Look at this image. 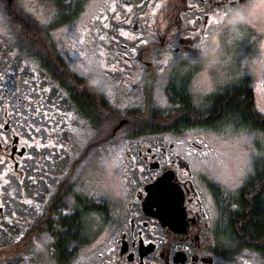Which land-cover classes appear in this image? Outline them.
I'll list each match as a JSON object with an SVG mask.
<instances>
[{
  "label": "flooded vegetation",
  "instance_id": "af4514ba",
  "mask_svg": "<svg viewBox=\"0 0 264 264\" xmlns=\"http://www.w3.org/2000/svg\"><path fill=\"white\" fill-rule=\"evenodd\" d=\"M160 2L87 0L78 19L94 6L86 19L95 29L85 26L80 45L60 44L64 28L13 29L21 44L5 45L0 60V264H264V230L251 236L242 229L253 203L264 205V179L250 183V172L230 186L209 178L196 162L210 161L201 154L211 145L192 136L213 131L148 115L176 109L172 100L182 97L199 103L192 86L202 64L177 57L199 56L196 46L208 49L219 14L255 0H164L157 8ZM254 75L240 80L250 78L253 87ZM93 79L116 87L102 93L90 87ZM132 112L145 117L134 124L117 118ZM106 115L116 126L125 122L107 140L118 143L112 138L123 134L119 202L97 177L111 126ZM139 122L152 132L123 133Z\"/></svg>",
  "mask_w": 264,
  "mask_h": 264
},
{
  "label": "rangeland",
  "instance_id": "374dc122",
  "mask_svg": "<svg viewBox=\"0 0 264 264\" xmlns=\"http://www.w3.org/2000/svg\"><path fill=\"white\" fill-rule=\"evenodd\" d=\"M94 2V1H93ZM24 3L26 7L24 9H18V4ZM95 3V2H94ZM4 3L0 0V10L4 11L3 18L0 19V30L3 28V32H0V60H1V52L5 45L13 46L17 48V45L21 42L16 40L12 34H14L13 29H17L18 27H12V23L9 21L10 19L6 17V12L4 8ZM14 7L20 11L22 14L21 17H24L25 21H29L31 24V28H35L41 25L35 16H29L27 12V7H33L34 9H39L41 7V0H15ZM250 12L247 22L238 24L234 30L229 29L225 25L220 27H216L215 34L209 43L208 49L212 50L220 63L218 64L219 71L215 69H210L208 71L207 77L208 81H202L203 87H207L208 82L214 81H223V83L217 84L212 91V95L214 97L215 93L219 92L225 87L229 85L236 84L239 82L241 77H244L246 74L250 75L253 71L254 75V89H256V102L258 110L264 115V91L260 88V83L263 81V74L261 68L264 67V0H255L253 5L247 7ZM94 10V6L90 5L88 8V12L83 14V17L78 19L72 23L71 26H56V28H64L66 29L62 33H66L65 36L60 37L59 42L61 45H64V42H69L71 44L80 45L82 43V38L84 34L85 26L87 25L90 29H95L93 22L87 21L86 18L91 19V12ZM45 14H47L48 9H44ZM89 14V15H88ZM3 19L6 21L3 26ZM4 23V22H3ZM45 26V25H44ZM30 27V26H29ZM25 28V27H24ZM19 29V28H18ZM67 29H69L67 31ZM73 32L76 33V37L73 36ZM8 33V34H7ZM67 34H71L68 36ZM74 54L78 55L80 52L78 48L72 47ZM20 54V52H19ZM88 60H93L90 56ZM200 73L203 72L204 66L199 68ZM200 79L202 76L200 75ZM199 103L201 99H203V95L197 96ZM121 101V100H120ZM119 101V102H120ZM123 104V103H122ZM1 112V111H0ZM144 117V116H143ZM107 124V123H105ZM117 121L111 120L110 128H107L104 135V148L101 157V161L104 164L102 170L97 174V177H100L99 182L101 187L104 186L105 191H113L115 190V194L117 196L116 201H120L121 195L124 191H122L123 182L121 180L122 176H124V146L125 144L122 141L123 134L119 132L116 137H113L112 140L118 141L115 143H107L110 136L113 134L114 128L116 126ZM231 130V129H230ZM128 131V128L123 130V133ZM122 134V135H121ZM243 134L251 138V145L248 148H245L244 151L250 153V162L248 163L245 174L252 172L253 170V162L254 159L251 157H255L259 155H264L263 148L260 150L255 144V135L251 132H231V131H219V132H203L197 133L193 135L194 142L197 145L202 144L199 140L202 138L209 145H211V153L210 161L218 162L222 161L225 165H228L229 168H234L235 162L238 156V151L233 148L231 139L234 140L238 135ZM220 137V139L216 141H211V136ZM191 136V135H190ZM110 142V141H109ZM113 144V145H112ZM262 146H264V141L261 142ZM83 150L80 152L79 156L82 155ZM94 159H97V154H94ZM113 162L118 163L120 166L118 168L111 167ZM3 166H0L2 168ZM87 175V173H86ZM245 176V175H244ZM241 178V177H240ZM239 178V179H240ZM1 181V178H0Z\"/></svg>",
  "mask_w": 264,
  "mask_h": 264
},
{
  "label": "trees",
  "instance_id": "16d2710c",
  "mask_svg": "<svg viewBox=\"0 0 264 264\" xmlns=\"http://www.w3.org/2000/svg\"><path fill=\"white\" fill-rule=\"evenodd\" d=\"M87 0H68L64 7L63 22L56 24V26H71L79 17L81 12H83L84 5ZM5 14L7 19L9 18L12 23V27L18 28H28L31 27L29 21H25L24 17H21L20 11L14 7L15 0L11 6L7 2L3 1ZM49 7H55V5H50ZM10 9V10H9ZM56 11H60V8H56ZM4 22V23H3ZM2 24L5 25L6 21L3 19ZM52 26L40 25L39 27L45 28H56ZM38 27V25L36 26ZM181 99V100H180ZM173 105H178V107L173 108V110L159 111L154 110L149 112L148 115L168 118L170 119V124H184L186 126L196 124L200 128H206L213 132L219 131H231V132H251L255 135V144L261 150V142L264 141V116L261 115L256 109L255 93L251 84V79L247 78L244 80H239L238 84L233 88L225 87L219 92L213 95H207L201 99L200 103H195L192 99H187L186 97L179 98V100H172ZM106 110L108 107L106 106ZM177 111H189V115L182 117L176 115ZM107 113V111H106ZM109 114V113H107ZM118 119L128 118L134 124V119L138 117H145L142 113L132 112L130 114H118ZM147 117V115H146ZM116 118V121H117ZM106 122L112 120V116L106 115ZM172 121V122H171ZM141 123V124H140ZM139 122L137 128L130 127L126 132V136L135 137L138 135L148 134L152 132L149 126H146V122ZM231 129V130H230ZM82 151V150H80ZM253 174L249 178V182L256 181L257 179H264V155H257L253 162ZM242 218V216H240ZM74 224V223H73ZM78 225V223H77ZM75 227L72 228L74 230ZM244 231L249 232V235H261L264 230V205H261L258 199L253 203V207L250 212V218L248 225L243 226ZM78 230V229H77ZM74 230L72 234L76 233ZM241 230V229H240ZM242 230V231H243Z\"/></svg>",
  "mask_w": 264,
  "mask_h": 264
},
{
  "label": "snow or ice",
  "instance_id": "6c2138e0",
  "mask_svg": "<svg viewBox=\"0 0 264 264\" xmlns=\"http://www.w3.org/2000/svg\"><path fill=\"white\" fill-rule=\"evenodd\" d=\"M11 0H9V3ZM68 2V0H41V7L39 9H34L33 7H27V12L29 13V16H35V19L39 21L41 25L45 26H52L55 27L56 24L63 22V16H64V5ZM228 4H233V0H226ZM50 5H55V7H49ZM164 6V0H161L159 4L156 5L157 8H161ZM239 10L240 15L237 16L235 19L240 21L239 24L245 23L248 20V17L250 15L249 10L246 7H241L239 5H233ZM26 5L24 3L18 4V9H24ZM218 7H223L222 5H218ZM56 8H60V11H56ZM44 9H48L47 14H45ZM10 10V9H9ZM114 10V9H113ZM228 11H224L219 14V16L216 18V26L220 27L222 25H225V21L228 17ZM4 11L0 10V19L3 18ZM215 16V14H214ZM105 19H107L105 17ZM73 36L76 37V33L73 32ZM76 39H79V37H76ZM103 39V37H101ZM101 56L104 55V53H100ZM178 60H182L185 64L191 66V65H199L200 64V58L197 55L195 51L193 52H182L177 57ZM164 64H168V58L165 57ZM99 67L101 69H104V62H101L99 64ZM107 71V70H105ZM202 81H208L207 75H202V79L196 81L194 87L198 94L200 95H206L208 93H211L213 91V83L208 82L207 87H202ZM96 83L98 84L100 91L102 93L107 92L108 94L112 93V89L116 87L115 84L109 85L105 82L104 79H96ZM261 111H264V109H261ZM211 141H216L220 139V137L217 136H211ZM230 142L232 143V146L234 149L238 151V156L235 162L234 168H229L228 165H225L222 161L218 162H212L207 159L198 160L196 162L197 166H203L202 170L210 171L213 176H210L209 178H215L217 180H220L221 183L225 185L230 186H236L238 180L240 177H242L245 174L246 167L248 163L250 162V153L245 152L244 149L250 147L251 145V138L240 134L237 137H235L234 140L231 139L230 136ZM204 147H209L208 144H205ZM203 157L207 158L212 156L213 154L209 152H204L201 154ZM251 159H255V157H251ZM132 160H135V157H132ZM120 165L116 162H113L111 164V167L118 168ZM140 171L143 172V168H140ZM126 175V173H125ZM131 183V181H129ZM82 191V190H81ZM29 204L32 203V201H28ZM39 205H37V208ZM235 207V206H234ZM66 216H70V214H64ZM81 259L83 260L84 257L82 256ZM217 264H221V262H217Z\"/></svg>",
  "mask_w": 264,
  "mask_h": 264
},
{
  "label": "clouds",
  "instance_id": "9594fccd",
  "mask_svg": "<svg viewBox=\"0 0 264 264\" xmlns=\"http://www.w3.org/2000/svg\"><path fill=\"white\" fill-rule=\"evenodd\" d=\"M228 13L229 14H228V17L225 21V26L231 30H234L235 27L240 23V21L235 19L237 16L240 15L239 10L238 9H229ZM196 47L200 49L199 58H200L201 64L204 66V70L200 75L201 76L207 75L208 71L210 69H215V70L219 71L218 64L220 63V61L218 60V58L216 57L214 52L210 49L203 48L201 45H197ZM133 80H134V82H140V75L135 74L133 76ZM195 83H196V81L193 82V86H192L193 92H196L195 87H194ZM219 83H223V81H214L213 85H212L213 88ZM89 84H90V87L99 88L98 84L96 83V79L91 80L89 82Z\"/></svg>",
  "mask_w": 264,
  "mask_h": 264
},
{
  "label": "water",
  "instance_id": "95a60500",
  "mask_svg": "<svg viewBox=\"0 0 264 264\" xmlns=\"http://www.w3.org/2000/svg\"><path fill=\"white\" fill-rule=\"evenodd\" d=\"M4 1H6V2L8 3L9 6H11V5L13 4V2H14V0H11L10 3H9V0H4ZM124 123H125V122H121V123L119 124V126L115 129V131H117L121 126H123ZM157 188H158V185H157V184L154 185V186H152V187H151L152 190L150 191V194L153 195V192H154ZM149 189H150V187L148 188V190H149ZM146 204H147V202H146ZM159 218H160V219H163L162 216H159Z\"/></svg>",
  "mask_w": 264,
  "mask_h": 264
}]
</instances>
